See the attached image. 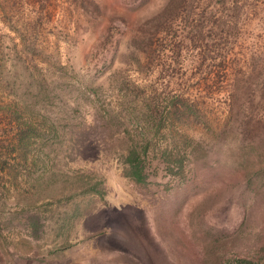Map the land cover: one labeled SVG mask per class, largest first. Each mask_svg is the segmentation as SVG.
<instances>
[{"label": "rangeland", "instance_id": "374dc122", "mask_svg": "<svg viewBox=\"0 0 264 264\" xmlns=\"http://www.w3.org/2000/svg\"><path fill=\"white\" fill-rule=\"evenodd\" d=\"M50 3L0 10V264H264V0Z\"/></svg>", "mask_w": 264, "mask_h": 264}, {"label": "trees", "instance_id": "16d2710c", "mask_svg": "<svg viewBox=\"0 0 264 264\" xmlns=\"http://www.w3.org/2000/svg\"><path fill=\"white\" fill-rule=\"evenodd\" d=\"M2 3L4 4L0 10L3 11L5 16L13 19V16L15 15V12L17 8L22 5V4H27L32 5L35 4H41L38 7H45L49 8L51 5V0H1ZM39 21L44 22V17L41 13H38ZM4 20V19H2ZM142 115H146V117H153L154 121L155 117L158 114V109L157 107H154L152 109H148L147 111H141ZM153 126H156V123L153 124ZM157 128V127H154ZM124 152V159H123V170L124 174L128 176L129 178L133 179L136 182H143L147 177L148 173L145 169V166L143 164V159L145 152L144 150H137L134 147H129L128 145L123 149ZM233 264H256L254 261L248 259V258H243V257H235L232 260Z\"/></svg>", "mask_w": 264, "mask_h": 264}, {"label": "crops", "instance_id": "0c3cea01", "mask_svg": "<svg viewBox=\"0 0 264 264\" xmlns=\"http://www.w3.org/2000/svg\"><path fill=\"white\" fill-rule=\"evenodd\" d=\"M143 209V212H144V215L147 219V226L150 228L151 231H149L151 234H153V228H152V222L150 221L151 219V216H150V210H148L147 208H142Z\"/></svg>", "mask_w": 264, "mask_h": 264}]
</instances>
